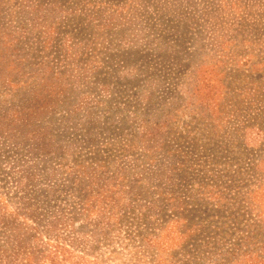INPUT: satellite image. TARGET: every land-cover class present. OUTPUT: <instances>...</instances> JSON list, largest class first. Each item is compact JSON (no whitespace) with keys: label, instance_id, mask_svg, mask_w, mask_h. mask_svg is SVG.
I'll use <instances>...</instances> for the list:
<instances>
[{"label":"rangeland","instance_id":"obj_1","mask_svg":"<svg viewBox=\"0 0 264 264\" xmlns=\"http://www.w3.org/2000/svg\"><path fill=\"white\" fill-rule=\"evenodd\" d=\"M57 241L264 264V0H0V264Z\"/></svg>","mask_w":264,"mask_h":264},{"label":"trees","instance_id":"obj_2","mask_svg":"<svg viewBox=\"0 0 264 264\" xmlns=\"http://www.w3.org/2000/svg\"><path fill=\"white\" fill-rule=\"evenodd\" d=\"M62 118L66 119V117H62ZM8 126L10 127V129L17 128V124L15 125L12 121L9 122ZM20 131L22 134H24L25 128L22 127L20 129ZM46 146H47L46 144H43L42 147H40L39 149L47 150L45 148ZM84 204H85L84 206H86L87 202L85 201ZM65 245H67V243H63L62 241H57L53 245L52 251H50V253H48V255H47V259H48L50 264H62L63 260H65V259L67 260L68 255H70V257H71L70 252L67 253V249H65ZM65 253H67V255H65ZM57 254H60V257L58 259L56 258ZM44 258H46V257H44ZM43 262H44V259H43Z\"/></svg>","mask_w":264,"mask_h":264}]
</instances>
